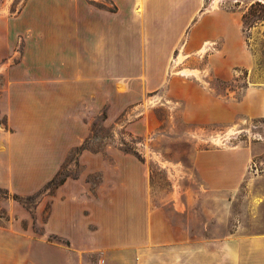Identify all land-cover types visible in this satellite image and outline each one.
I'll return each instance as SVG.
<instances>
[{
	"label": "crops",
	"instance_id": "crops-1",
	"mask_svg": "<svg viewBox=\"0 0 264 264\" xmlns=\"http://www.w3.org/2000/svg\"><path fill=\"white\" fill-rule=\"evenodd\" d=\"M205 2L24 0L14 16H0V101L6 100L4 113L13 127L0 140V170L10 171L0 186L18 194L39 190L75 148L82 169L54 187L37 237L0 228V264H51L56 254L75 264H264V228L249 234L243 220L233 225L232 218L220 227L221 197L209 193H223L222 209L232 217L235 192L258 177L248 178L247 146L197 150L192 167L208 193L168 194L161 204L150 193L145 167L130 154L115 146H83L91 134L89 111L102 106L105 90L142 94L156 87L173 51L183 65V43L240 39L243 12L237 18L225 10L213 15ZM11 42L21 43L17 58L9 55ZM213 72L229 75L225 67ZM202 90L216 100L211 90ZM243 103L252 116H264V88L248 91ZM211 118L207 122L225 124L233 117L223 109ZM123 159L129 162L127 177L105 172L118 169ZM89 172L102 177L91 179ZM256 204L264 214V194ZM257 224L264 226V217ZM34 245L45 250L42 255L33 254Z\"/></svg>",
	"mask_w": 264,
	"mask_h": 264
},
{
	"label": "rangeland",
	"instance_id": "rangeland-1",
	"mask_svg": "<svg viewBox=\"0 0 264 264\" xmlns=\"http://www.w3.org/2000/svg\"><path fill=\"white\" fill-rule=\"evenodd\" d=\"M23 1L3 0L5 5L0 8V16H14ZM205 6L212 10L213 15L225 10L237 18L238 12H243L240 39L229 43L201 40L183 43L185 57L183 61L179 57L183 65L177 62L176 50L173 51L168 68L160 73L154 84L156 87L142 94L122 89L120 94L105 90L102 106L89 111L91 134L83 146L93 150L115 146L142 163L149 178L150 193L159 204L165 202L168 194L193 190L208 193L203 191L201 180L192 167L193 154L197 150L247 146L252 154L248 178L258 177L251 184L245 182L235 192L232 217L225 215L222 209L223 193H209L221 197L216 210L220 227L224 228L225 218H232L233 225L243 220L249 234L257 233L264 228L257 224L258 217L262 218L264 214L256 207L258 197L264 194V116H252L248 107L241 105L248 91L264 88V0H206ZM11 45L9 55L14 54L17 58L21 43L14 45L11 42ZM246 62L250 66H245ZM214 67L218 72L227 68L229 73L225 75L229 74L228 78L214 73ZM141 79L136 78L135 81L139 83ZM2 81L0 77V85ZM191 83L200 85L199 89L193 90ZM202 88L211 90L216 100H208V91L203 92ZM5 106L6 100L3 99L0 101V140L4 132L13 130L8 125ZM209 108L214 111L210 116ZM223 109L232 112L233 118L229 123L207 122ZM78 152V148L71 150L53 179L35 192L18 194L0 186V228L13 234L26 231L32 237L41 234L54 187L64 178L78 176L82 172L76 160ZM106 156L105 153V160L107 158L111 163V156ZM128 166L127 159H123L118 169L107 167L104 170L106 173L109 171L108 175L112 170L127 177ZM135 172L137 174L139 170L135 169ZM9 173L8 170H0V183ZM87 177L98 179L102 175L89 172ZM31 247L33 254L38 252L42 255L45 251L37 245ZM50 260L51 264H75L74 260L69 261L60 254ZM86 260L89 261L88 258ZM15 262L19 264V259Z\"/></svg>",
	"mask_w": 264,
	"mask_h": 264
}]
</instances>
